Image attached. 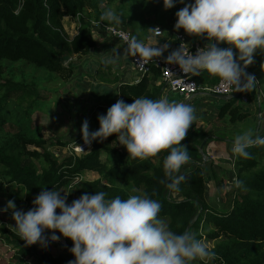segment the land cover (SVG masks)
Returning a JSON list of instances; mask_svg holds the SVG:
<instances>
[{
  "label": "trees",
  "instance_id": "obj_1",
  "mask_svg": "<svg viewBox=\"0 0 264 264\" xmlns=\"http://www.w3.org/2000/svg\"><path fill=\"white\" fill-rule=\"evenodd\" d=\"M111 3H114L120 20L126 21L128 25L133 17L129 15L126 20L122 11L124 8L131 10L130 6L139 3L148 12L157 13L162 0H0V76L4 62L22 61L63 79L70 77L74 65L71 62L64 65V62L72 55L88 53L95 45L90 20L100 19L102 12ZM65 15L78 16L76 32L69 37L63 31L62 18ZM197 41L204 44L205 39L201 36L197 37ZM224 45L225 42L221 41L218 47L224 48ZM263 64L264 51L257 49L252 62L245 66V72L253 73ZM151 75L158 77V70L152 69L150 75L142 76L135 85L120 84L118 90L123 101L131 103L137 97L156 99L158 87L152 91L146 89ZM218 80V77L208 73L205 83H215ZM6 88L28 90L29 85L15 81L8 82ZM6 88L0 95V111L3 109L2 103L8 99ZM244 93L228 97L218 115H226L232 123L245 118L247 113L238 102ZM260 98L261 94L259 101ZM26 119L22 116L16 119L20 130L0 133V179L17 187L19 200L25 197L33 199L41 187L58 190L70 188L78 197L82 193L97 191H104L107 197L118 195L121 198L146 192L160 202L158 215L174 232L180 233L188 228L196 233L198 239L201 236L199 227L202 220L213 226L207 236L218 241L211 249L215 256L208 262L264 264V145L249 147L248 158L234 155L233 173L241 185L235 188L231 206L217 210L206 202V181L213 171L208 158L203 160L205 151L199 149L203 138L208 135L196 126L195 121L180 141L187 148L190 160L181 167L180 171L186 172V179L179 186V197L174 198L172 194L176 192H170L161 183L165 180L162 161L167 149L144 160L128 157L125 148L119 151L114 147L115 135L111 134L102 141L93 140L90 150L84 154L70 153L58 160L44 145L45 140L38 134L33 135L29 125L25 123ZM5 120L0 115V126ZM29 145L33 149L28 148ZM102 152L105 153L104 160L100 159ZM33 160H37L38 165ZM82 170L94 171L98 177L75 182L74 178L79 177ZM133 189L137 191L133 192ZM199 210L201 211L194 219ZM11 235L15 255L23 260L21 264L29 259L36 264H66L73 259L53 255L48 249L26 245L19 236L12 232ZM67 239L71 245V240ZM193 264L203 262L197 259Z\"/></svg>",
  "mask_w": 264,
  "mask_h": 264
},
{
  "label": "clouds",
  "instance_id": "obj_2",
  "mask_svg": "<svg viewBox=\"0 0 264 264\" xmlns=\"http://www.w3.org/2000/svg\"><path fill=\"white\" fill-rule=\"evenodd\" d=\"M177 3L183 7L174 13L173 28L202 36L205 43L195 52L178 46L163 56L164 61L177 65L188 76L206 71L218 77L228 95L250 91L255 80L245 72V66L252 62L254 50L264 51V0H191L190 3L162 0L164 9ZM100 21L120 23L112 9L103 11ZM146 29L150 34L145 37L147 42L132 36L124 42L123 52L117 54L114 50L115 54L125 58L135 56L142 66L161 57L169 48L167 42L156 39L162 30L157 26ZM221 41L230 46L218 47ZM103 62L114 60L105 58ZM96 119L99 127L91 132L87 119L81 122L79 131L85 145L114 134L116 143L126 149L128 157L144 160L167 149L162 161L165 180L161 183L170 192L180 191L179 186L186 179L180 170L190 160L187 148L180 141L195 120L191 104L167 97H137L131 103L118 99ZM260 145H264V136L245 130L233 137L231 152L248 158L247 149ZM234 183L237 187L241 185L239 180ZM68 193L41 187L31 201L33 207L27 211L17 209L9 199L0 212L13 209L12 227L26 245L46 247L49 241H57L61 236L69 238L72 244L68 251L74 258L66 264H191L197 259L206 264L215 256L190 229L180 233L171 230L158 215L160 202L146 192L121 198L107 197L104 191H97L82 193L66 202ZM45 229L57 230L60 236L50 232L46 238Z\"/></svg>",
  "mask_w": 264,
  "mask_h": 264
},
{
  "label": "rangeland",
  "instance_id": "obj_3",
  "mask_svg": "<svg viewBox=\"0 0 264 264\" xmlns=\"http://www.w3.org/2000/svg\"><path fill=\"white\" fill-rule=\"evenodd\" d=\"M187 1V3L191 2V0ZM114 3H111L107 8L112 9L117 15H119V13L115 11ZM181 7H183V4L177 3L174 4V6L171 8L164 9L163 5L161 4L158 12L154 13L148 12L146 9L142 8L141 4L139 3L134 4L130 6L131 10L127 8H124L122 10L126 16V20L128 19L127 16L129 15L133 17L132 22L126 25V21L123 22L120 20V23L118 24H121L123 26L125 25V27L130 30L132 34L135 29L137 32H145L147 31L146 28L148 27L158 26L162 30L163 34L165 33L172 36L176 33H182L189 40L197 41L196 36L186 34L182 28H173L176 19L174 13ZM67 16L69 15H65L64 17ZM76 20V16L68 18V20L64 22L66 26L65 28L62 20L63 31L68 37L75 33L76 26H78V22ZM203 43H205V41ZM229 46L230 45L226 43L224 45V47ZM233 51L235 52V49H233ZM256 52L257 50H254L252 58L256 55ZM83 55H72L68 61L64 62V65H66L68 62H71V64L74 65V71H72L70 77L66 79H63L62 77H59L54 73L47 72L41 68H36L32 64L26 62H4L2 68V76H0V95L3 93L4 88L7 87L8 82L15 81L18 83H27L29 85L28 90L30 91L20 89H5V91L8 92V99L6 102L2 103L3 109H1L0 115L1 118H4L6 120L0 126V133H13L17 130H20V127L17 123L18 121L16 122V119L21 116L25 117L27 118L25 120V123L29 125L30 129L33 132V135L38 134L42 139H44V145L47 146V149L52 152L58 160H61L64 156L70 154L71 146L73 144H78L82 141L79 129L83 119H87L88 129L90 132L96 130L99 127L98 121L96 119V114L91 115L90 117L88 116V113L86 111L89 106L84 102L85 99H82V97L79 95V93L81 94L82 89L79 85H77V83L82 82L84 80V77L89 79V77L93 76H96L97 78H100L102 80H110V77L112 76V74H114L115 71L110 70V73L104 72L100 74H94L93 71L91 73H88L86 71V68L84 69L82 68V65H80L81 59L83 60ZM79 69L83 70L80 72V75L77 76V74L79 73ZM246 73L251 74L254 77L255 82H257L255 83V86L253 88L256 92L259 93V95L261 94L260 101L259 98L258 101L259 104L262 103L259 109L260 117L262 116V118L257 127V132L255 127L257 126L256 121L258 120H255V122H253V115L252 119L243 118L242 121L238 120L241 121L238 127L241 129L243 128L241 131L248 130L249 126L251 127L250 123L253 122L255 123V127H252V132L254 133V135L264 136V64L263 66H258V68L253 71V73L249 71H247ZM207 75L208 73L206 71H202L200 75H196L195 78L197 81L205 83ZM250 92L251 90L245 91V96L247 97ZM171 93L173 92L170 91V93H167L166 97H168L169 95V98H171ZM175 93L176 92H174L173 94ZM201 94H196L192 98ZM203 96L210 97L209 95ZM173 98H175V101H178L177 94H175V96L173 95L172 99ZM179 99L182 98L179 97ZM252 99L251 97L250 100L247 99V101L238 99L242 110H248V108L253 105ZM212 101L214 103H210L207 101L201 103V106H199L200 104L197 103H200V101L195 100L196 103L194 104V107H196L194 121L197 127L202 128V130H204V132L208 135V138H203V140H205L204 144L206 143L205 146L203 144V150L206 154L209 150L208 145L211 141L218 144L219 142L217 141H221V138L231 139L239 133V130L235 126L237 121L232 123L228 121L226 115L224 117H220L218 114L215 115L216 113H218L221 106L225 103L226 100L216 99L215 97H212ZM254 110V113L256 115L255 117L258 119L259 111L257 113L256 106L253 108V111ZM94 111L100 114L105 113L104 109H102L101 111ZM254 113L252 112V110H248V114L251 115ZM60 142L64 144H60ZM113 145L116 149H119V151L121 149H124V147L118 142L116 143V141L113 142ZM228 145V151L224 152L223 150H221L220 152H215V154H212L211 158H216L217 163L216 165H211L213 173L212 176H210L206 181V202L210 203V205H212L213 208L217 210L229 208L231 206L233 195H235L236 185L234 182L236 181V179L235 174L233 173L235 169L233 161L235 156L231 152V145L229 142ZM28 148L33 149L31 145H29ZM37 149L40 150L39 148ZM215 155L217 157H215ZM100 159H105L104 152L100 154ZM219 160L223 161V163H221ZM33 161L38 165L37 160ZM212 162L213 161L210 159V163ZM181 172H183V170ZM93 173L90 174L91 178L98 177V174L96 172L93 171ZM184 173L186 172H183V174ZM86 176L83 175L74 179H86ZM102 183H104V181H102ZM16 188L17 187H15L14 185H10L4 181H1L0 179V208H4L6 201L9 199L13 200L16 208L22 211H27L30 207H33V205L31 204L32 199H28L27 197H25L23 198V200H19V196L16 193ZM60 190L64 192L69 191L66 202H71L73 199L78 198V196L75 195L74 191L70 188L66 189L63 187ZM61 194L63 195V193ZM172 196L174 198L179 197L177 193L172 194ZM12 211L13 209H9L7 211L0 212V264H21V261H23L15 255V245L14 242H12V240L14 239L11 235V232L18 236L16 231L12 227L15 223L11 218ZM58 211L59 210H57V212ZM45 230L58 232L57 230ZM212 230L213 226L209 222L206 223L204 222V220H202L199 227V234H201V236L198 239L205 243L210 250L218 241L207 236V234ZM66 240V247L53 245L44 249H48V251H50V253L53 255L72 256V254L68 251V248H70L71 246L68 243L67 237ZM202 262L203 264H205V261ZM24 264H34V261H25ZM206 264H216V262L207 261Z\"/></svg>",
  "mask_w": 264,
  "mask_h": 264
},
{
  "label": "crops",
  "instance_id": "obj_4",
  "mask_svg": "<svg viewBox=\"0 0 264 264\" xmlns=\"http://www.w3.org/2000/svg\"><path fill=\"white\" fill-rule=\"evenodd\" d=\"M68 18H71V16L70 17L69 16L63 17V19H62L64 28L66 27L64 22L66 20H68ZM75 32H76V30H75ZM133 35L139 40H145V37L149 36L150 34L148 33V31L137 32L135 30V31H133ZM93 37L95 39V45L88 51L87 54L83 55V60L81 59L80 65H82V68H84V69L86 68V71L88 73H91L92 71L94 72V74H96V73L100 74V73H104V72L110 73V70L115 71V72L110 77V80H102L100 78H97L96 76H93V77H89V79L84 77V80L82 82L77 83V85H79L80 88L82 89V92H81V94L79 93V95L82 97V99H85L84 102L87 103L89 106L87 111H86L88 113L89 117L91 115H95V114L97 117V115L100 114L98 112L96 113L94 110L101 111L102 109H104L106 111V108H108L116 100H118V99L123 100L121 98L119 90H118L120 84L135 85V84L139 83L141 78H142L139 76V74L135 70H133L131 63H130V60H129V57L125 58V56H123V55L117 56L115 54L114 50H116L117 54H121L123 52L124 47L119 41H117L116 39H113L112 37H110L108 34H105V33H99L98 35H95ZM156 39L161 40L160 43L167 42L169 44V48L162 55H167V53L169 51H171L172 49L177 47V40L175 38V35L171 36L169 34H165V33L163 34V32H162L160 37H157ZM145 42H147V41L145 40ZM105 58H112L114 60V62L113 63H104L103 60ZM102 69H104V70H102ZM82 70L83 69L78 70L79 73L77 74V76L80 75V72ZM149 78L150 79L148 80L146 89L152 91V90H156L158 87V92L155 94L156 99L157 98H164V97H166L167 93H170V90L167 89L166 86L164 85V83L161 82L159 75H158V77H153L151 75V76H149ZM254 91H255L254 88H252L250 94L247 96L248 98L245 96V93L243 95L248 100H250V97H251V99L253 98L252 99L253 105L250 106V108H248V110L250 109L254 113L255 110L253 111V108L256 106V110L258 113V111L260 109V104L258 101L259 94H258V92H256V91L254 92ZM252 92H253V95H252ZM173 93H171L172 95H170L171 98H169V95H168L167 98L169 100H175V98L172 99V96L173 95L175 96V94H177V93H175V94H173ZM203 95H209L210 97L203 96ZM177 96H178V101H181L183 99L179 94H177ZM179 97L182 99H179ZM212 97H214V96L210 95V94H201V95H198L194 98L189 99L187 101V103L191 104L193 107H194V104L196 103L195 100L200 101V103H197V104H200L199 106H201V103L207 102V101L210 103H214L212 101ZM216 99H220V98H216ZM182 101H186V100L183 99ZM195 108L196 107H194V109ZM248 110L243 109V111L247 113V116L245 118L252 119V115H253V117H254L253 122H255V120H258L255 117L256 116L255 113L250 115V114H248ZM217 114L218 113H216L215 115H217ZM258 116H260V111L258 113ZM260 120H261V118L259 119V121H256V123H257L256 127H255V123L251 122L250 123L251 127L249 126L248 130L252 131V127H255L256 132H257L258 131L257 127L260 123ZM241 121H237L236 125H235L236 128L239 130V133L242 132L241 130L243 129V128L241 129L238 127L239 123ZM243 131H245V130H243ZM214 138H217V137H214ZM232 140H233V138H231V139H225V138L222 139L221 138V141H217V142H219L218 144L213 143V141H211L209 143V145H208L209 150L207 151V156H208L207 158H208L209 162H210V159L213 161L211 163V165H216V163H217L216 158H214V159L211 158L212 154L213 153L215 154V152L216 153L220 152L221 150H223L224 152L228 151V148H227L229 146L228 142L230 143V145L232 147ZM215 157H217V156L215 155ZM220 162L223 163V161H220ZM91 173H93V171H91V170H82L80 173V176H83V175L86 176L87 175L86 179L93 180L95 178L90 177ZM209 176H211V175L209 174ZM44 231H47V230H44ZM49 232H53V231H49ZM66 256L74 258L73 255L72 256L66 255ZM30 260H32V259H29L28 262H30ZM34 264H36L35 261H34Z\"/></svg>",
  "mask_w": 264,
  "mask_h": 264
},
{
  "label": "built area",
  "instance_id": "obj_5",
  "mask_svg": "<svg viewBox=\"0 0 264 264\" xmlns=\"http://www.w3.org/2000/svg\"><path fill=\"white\" fill-rule=\"evenodd\" d=\"M78 16H76L77 18ZM158 27V26H157ZM90 29L92 35H98L99 33L108 34L113 39L119 41L123 47H125L124 42L134 36L130 30H128L125 26L121 24L100 21V19L90 20ZM160 29V28H159ZM162 33V32H161ZM175 38L177 40V47L182 46L184 48H188L190 52H195L196 48L202 46L198 41L189 40L184 34L176 33ZM163 56L153 58L149 60L143 66L137 62V57L128 56L131 66L133 70H135L140 77L144 75H149L152 69H157L159 72V78L162 83L172 92H176L179 94L184 100H189L196 94H221L226 95L227 97L233 96L235 92L230 93L228 95L227 89L223 88L220 84V80L215 83H201L196 80L195 76H188L187 74L181 73L178 66L175 64H168L164 61ZM257 83V82H255ZM242 101H247V98L242 95L240 97ZM91 148L90 145H85L83 140L78 144H73L71 146V152L76 155L84 154L88 152ZM78 178V177H75ZM74 181H79L78 179H74ZM57 236H60L58 232H54ZM50 234L49 231H44V235L47 236ZM18 235V234H17ZM20 238V237H19ZM24 242L22 239H20ZM25 243V242H24ZM39 248H48L53 245L66 247L67 240L66 237H60L57 241H49L46 247H41L38 244H31Z\"/></svg>",
  "mask_w": 264,
  "mask_h": 264
},
{
  "label": "water",
  "instance_id": "obj_6",
  "mask_svg": "<svg viewBox=\"0 0 264 264\" xmlns=\"http://www.w3.org/2000/svg\"><path fill=\"white\" fill-rule=\"evenodd\" d=\"M240 94V92H235V94H234V96H237V95H239ZM259 94V93H258ZM211 95H213L214 97H216V98H220V99H222V100H227L228 99V97L226 96V95H221V94H211ZM188 100H186L185 102H187ZM259 119H260V116H258V121H259ZM204 142H205V140H203L202 142H201V144L199 145V149H200V151H202L203 150V144H204ZM207 157V154L206 153H203V160H205V158ZM201 210H199L195 215H194V219L195 218H197V216H198V214H199V212H200ZM191 264H193V261L191 262Z\"/></svg>",
  "mask_w": 264,
  "mask_h": 264
}]
</instances>
